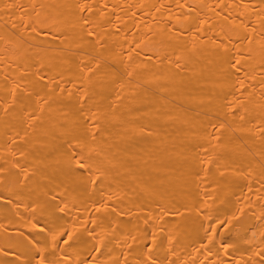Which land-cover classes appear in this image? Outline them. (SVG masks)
Here are the masks:
<instances>
[{
  "label": "bare ground",
  "instance_id": "6f19581e",
  "mask_svg": "<svg viewBox=\"0 0 264 264\" xmlns=\"http://www.w3.org/2000/svg\"><path fill=\"white\" fill-rule=\"evenodd\" d=\"M0 264H264V0H0Z\"/></svg>",
  "mask_w": 264,
  "mask_h": 264
}]
</instances>
